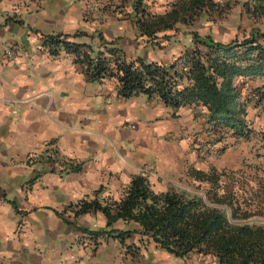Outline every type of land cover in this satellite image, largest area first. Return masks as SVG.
<instances>
[{
	"label": "crops",
	"instance_id": "crops-1",
	"mask_svg": "<svg viewBox=\"0 0 264 264\" xmlns=\"http://www.w3.org/2000/svg\"><path fill=\"white\" fill-rule=\"evenodd\" d=\"M131 11V0H0V264H199L204 258L174 256L135 221L113 224L132 229L120 241L106 231L112 226L101 210L75 215L70 205L117 198L138 172L150 182L151 172H160L153 187L172 189L184 166L185 134L200 126L196 138L206 136L199 106L173 109L143 93L119 99L113 77L98 82L71 53L51 54L42 44L44 33L97 29L120 36L118 44L135 52L144 43L132 38Z\"/></svg>",
	"mask_w": 264,
	"mask_h": 264
},
{
	"label": "trees",
	"instance_id": "trees-1",
	"mask_svg": "<svg viewBox=\"0 0 264 264\" xmlns=\"http://www.w3.org/2000/svg\"><path fill=\"white\" fill-rule=\"evenodd\" d=\"M155 4V0H131V21L138 36L156 48L176 41L177 33L189 27L184 31L188 42L170 59L127 56L118 44L119 36L108 37L97 29L44 33L42 44L51 54L61 49L71 53L73 61L81 63L98 82L113 77L119 99L143 93L173 109L199 106L207 123L202 129L208 144L201 143L205 150L225 136L244 140L257 136L247 117L251 96L243 87L248 79L260 78L261 84L250 91L258 103L264 99V28L257 24L264 22V0H169L162 10L153 9ZM233 6L253 23L243 37L215 39L208 32L191 28L195 21L213 20ZM79 35L97 37L100 43L94 46L90 41H79ZM194 178L209 181L212 196L170 188L156 190L147 174L138 172L117 198L105 202L96 197L80 198L70 205L75 215L101 210L107 226H112L106 231L116 232L120 241L132 229L113 224L135 221L141 234L174 256H209L213 264H264V224L234 220L239 217L240 206L238 200L234 204L232 193H223L224 182L219 175L197 168Z\"/></svg>",
	"mask_w": 264,
	"mask_h": 264
},
{
	"label": "rangeland",
	"instance_id": "rangeland-1",
	"mask_svg": "<svg viewBox=\"0 0 264 264\" xmlns=\"http://www.w3.org/2000/svg\"><path fill=\"white\" fill-rule=\"evenodd\" d=\"M151 2V0H148ZM156 4L153 9L162 10L169 0H155ZM258 26L264 28V22L257 23ZM253 23L245 15L239 13V7L233 6L222 14H218L213 20L204 21L202 19L194 22L193 27L201 33L208 32L215 39L230 40L235 36L243 37L249 32ZM189 27H183L176 35V41L166 43L163 48L153 47L150 43L144 41L145 37L139 36L137 29L133 26L134 39H138L140 43H144V48L133 51L129 49L125 51L127 56L135 57L137 54H147L157 56L158 59L167 60L188 42L189 35L184 31ZM120 38V36H119ZM118 38V39H119ZM90 42L94 46L100 43L99 38H91ZM148 49V52L147 49ZM150 57V56H149ZM261 84L260 78L248 79L245 82L244 92L250 93L251 101L248 105V120L253 128L257 131V136L250 139H235L231 136H225L220 142H216L205 150L201 143H205L206 137L193 141L195 133L199 131V127H193L187 132L189 141L187 142V150L181 157L184 161L182 170L175 174L172 189L184 190L189 193H200L205 197L212 196V184L207 180H199L194 178V169L201 168L208 170L212 175H219L224 182L223 193H232L234 204L238 200L240 209L239 217L234 218L236 221L248 220L254 223L264 224V99L258 101L251 94L250 89L253 86ZM184 135V134H183ZM208 138L210 136L208 135ZM207 138V139H208ZM200 141V144L199 142ZM208 146L207 143H205ZM203 149V150H202ZM211 149V150H210ZM211 166L216 169L212 170ZM160 172H151V182L155 180L162 181ZM210 192H207V191ZM228 207L225 202L221 203ZM194 259L189 262L193 263ZM199 264H213L211 257L205 256L199 260Z\"/></svg>",
	"mask_w": 264,
	"mask_h": 264
},
{
	"label": "built area",
	"instance_id": "built-area-1",
	"mask_svg": "<svg viewBox=\"0 0 264 264\" xmlns=\"http://www.w3.org/2000/svg\"><path fill=\"white\" fill-rule=\"evenodd\" d=\"M7 54L9 55L13 54V49H7ZM141 170L145 171L144 168H141Z\"/></svg>",
	"mask_w": 264,
	"mask_h": 264
}]
</instances>
